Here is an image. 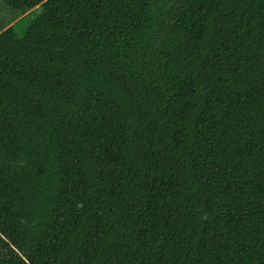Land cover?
I'll return each instance as SVG.
<instances>
[{
  "label": "trees",
  "instance_id": "obj_1",
  "mask_svg": "<svg viewBox=\"0 0 264 264\" xmlns=\"http://www.w3.org/2000/svg\"><path fill=\"white\" fill-rule=\"evenodd\" d=\"M0 6V264H264V0Z\"/></svg>",
  "mask_w": 264,
  "mask_h": 264
},
{
  "label": "rangeland",
  "instance_id": "obj_2",
  "mask_svg": "<svg viewBox=\"0 0 264 264\" xmlns=\"http://www.w3.org/2000/svg\"><path fill=\"white\" fill-rule=\"evenodd\" d=\"M10 10V16L7 18V17H0L3 21L5 22H8L14 15L17 14V12L14 10V9H9ZM3 12H7V9L4 7V6H0V16H2Z\"/></svg>",
  "mask_w": 264,
  "mask_h": 264
}]
</instances>
